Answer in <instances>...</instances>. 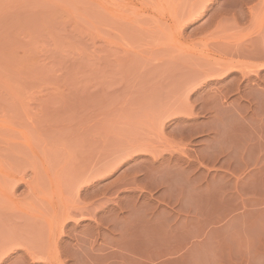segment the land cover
Segmentation results:
<instances>
[{
	"label": "rangeland",
	"instance_id": "1",
	"mask_svg": "<svg viewBox=\"0 0 264 264\" xmlns=\"http://www.w3.org/2000/svg\"><path fill=\"white\" fill-rule=\"evenodd\" d=\"M263 29L264 0H0V264H108L122 158L213 134Z\"/></svg>",
	"mask_w": 264,
	"mask_h": 264
},
{
	"label": "crops",
	"instance_id": "2",
	"mask_svg": "<svg viewBox=\"0 0 264 264\" xmlns=\"http://www.w3.org/2000/svg\"><path fill=\"white\" fill-rule=\"evenodd\" d=\"M249 57L247 96L213 115L192 152L174 140L169 154L122 158L108 264H264V44Z\"/></svg>",
	"mask_w": 264,
	"mask_h": 264
},
{
	"label": "bare ground",
	"instance_id": "3",
	"mask_svg": "<svg viewBox=\"0 0 264 264\" xmlns=\"http://www.w3.org/2000/svg\"><path fill=\"white\" fill-rule=\"evenodd\" d=\"M220 74V73H219ZM223 74H225V72L223 73V71H222V74H220V77H221V75H223Z\"/></svg>",
	"mask_w": 264,
	"mask_h": 264
}]
</instances>
